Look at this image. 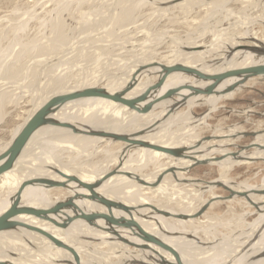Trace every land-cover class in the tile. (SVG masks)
Wrapping results in <instances>:
<instances>
[{
    "label": "bare ground",
    "instance_id": "6f19581e",
    "mask_svg": "<svg viewBox=\"0 0 264 264\" xmlns=\"http://www.w3.org/2000/svg\"><path fill=\"white\" fill-rule=\"evenodd\" d=\"M106 1V11L104 9L105 12L101 13L102 15L99 17L98 22H107L109 24V30L103 34H105L106 38L112 39L113 37L111 36L115 32L114 30H127L125 25L130 22V19L126 18V22H119L115 17L117 14H123L129 9L130 4L134 0ZM231 1L235 0H147V3L153 6L154 9H152L151 13L155 14L173 15V12L178 10L179 13L189 15L191 5L195 3V7L198 10H203L206 13L211 12V15L214 16L217 13L216 10L225 9ZM156 4H162L163 6ZM125 13L127 14V12ZM262 20L260 19L259 21ZM260 23H264V21ZM243 24H245L244 20ZM237 25L236 22L232 26L237 28ZM98 27L100 28V25ZM60 29L61 26L57 25L55 30L56 35H59L57 38L63 37V35H60ZM124 30L122 31L126 33ZM223 32H217L213 39L205 44H203L205 40L198 42L196 40L191 41V38L183 43V41L176 39L175 42L178 46L175 47L177 49L172 51V54L166 60L156 61L151 57L149 58V56L145 59L135 58L136 60L129 64V68L126 71H122L124 73H121L118 78L112 77V73H108L107 70L100 71V67H97L99 72H103L100 74L102 77L94 78L86 84L83 83V80L82 85L76 89L66 90V88H59L65 82L60 74L58 78H52L49 81L51 90L49 88L50 92L48 93L50 94L39 99L40 102L35 107V111L33 110L34 113L29 114V117L15 130V132L17 131L16 135H14V132L11 142L3 150L1 149L0 155L9 149L30 117L49 100L58 95L93 88L109 95H121L123 99L127 100L137 101L141 99L135 104V108L139 111L100 97L79 98L52 108L46 119L55 121L56 125L45 124L36 129L27 139L20 152L12 158L13 164L11 168L0 175L3 178L0 182V216L11 207L19 191V196L17 195L19 200L18 208L48 213L41 216L20 213L11 219L12 222L16 223L15 226L12 229L0 231V264H13L12 262L15 264L177 263L172 253L154 244L141 241L135 227L125 228L117 224L115 220L119 219L135 221L143 231L177 253L182 264H264V258L252 260L255 256L264 253V194L256 193L264 191V181L260 187L255 188L244 182L233 186L232 184H234L235 180L228 179L229 172L238 164L256 161L264 163V150L254 147L251 152L241 149L233 152L229 149L228 146L234 145L235 141L243 136L241 134L243 132L240 129L238 131L236 127H232L233 129L229 128L226 131L215 128L208 141H203L205 137L201 138V135L197 132L201 127H207L209 115L219 109L218 106H220L221 100L238 96L246 88L258 85L259 79L263 80L264 78L258 76L244 81V75L229 77L218 82L211 95H200L194 93V90H204L206 87L213 85L215 81L202 80L195 74H187L186 72L166 73V69L179 65L203 75L214 76L230 70L264 64V57L257 53L264 50V35L251 34L247 29L246 31L238 32V34H228L225 37ZM90 33L92 37L94 33ZM94 38L90 40L91 45H98L99 41L102 42L101 38ZM147 39V41H151L148 35ZM67 40L69 41V39ZM87 44L89 45V42ZM108 45H113V43ZM32 46L34 48L36 45ZM241 46L253 47L258 51L251 52L237 49ZM87 47L84 48L83 46L84 52ZM90 48H94V46ZM79 49L80 47L77 48V50ZM87 50L90 52L89 48ZM124 52L121 54H124ZM96 53H94L96 57L100 56V53L99 55ZM76 55L78 56V54ZM19 56L18 54L17 57ZM81 56H83V53ZM90 56L92 57L93 55ZM87 57L84 60L91 63L89 57ZM102 57H104V54ZM93 58L95 59V57ZM188 59L193 62L188 61ZM87 61H85V64L88 63ZM96 61L92 60L94 63ZM98 61L100 62V59ZM82 62L84 63V61ZM63 63H65L64 60ZM97 63L93 64V72L90 71L93 65H91L90 70L89 68H83L90 71H88L89 75L90 73L94 74V69L98 66ZM102 64L99 65L101 68ZM76 65H78V68L81 65L83 66V64L80 65L78 63ZM83 68L80 69L83 70ZM1 69L6 74L15 73L9 70L10 68L4 67ZM80 69L78 72H81ZM210 69L215 70L212 72L206 71ZM63 71L65 72V70ZM88 77L84 76L83 78ZM100 82L106 84L101 88H97ZM57 83H61V85L56 87ZM199 83L211 84L203 87L197 86ZM172 85H177L179 88H171ZM190 86L195 88L182 89ZM54 87L59 88L60 92L59 89L57 90ZM55 89L57 92H55ZM169 91H174V94L163 98ZM8 92L10 93V91ZM143 96L144 98L142 99ZM198 105L205 106L208 110L200 118H195L192 110ZM146 107H148V110L145 113H141L140 111ZM158 108L160 110L156 114ZM61 125H68L69 127H62ZM184 130L187 131L185 136L188 138H183L179 134ZM254 133L256 135L255 145L264 147V135H260V132ZM47 135L50 136L47 138ZM112 136L125 137L127 142L119 141L125 144L122 143L123 145L118 147L116 142L118 140L113 139ZM42 141H46L48 144L43 146ZM34 142L37 146L40 145V147L47 149L48 156L36 157L34 150L32 152L30 149ZM57 144H69L76 147L78 151L81 150L82 153L86 149H101L103 158L100 164L94 163L91 167L92 169L89 168L91 171L86 169L83 172H79L76 170V165L71 166L72 162L70 165H60L61 163L52 162L58 155L60 146ZM153 146L178 151V155L173 156L153 150L151 149ZM116 147H118V151ZM76 148L72 149L77 151ZM232 154L234 155L232 156ZM10 156L8 155L0 160V163L8 160ZM78 158L80 157L78 156ZM163 159L169 162L166 164L160 162ZM202 161H207L218 168L219 175L217 179L207 182L188 176V169ZM33 162L37 163V166H32L33 168L30 171H25L24 168H28L27 165L31 166ZM150 164L154 166V172L142 174L143 169H147ZM39 171L40 174L42 171V176H35ZM37 180L56 182L60 186L33 182ZM142 183H145V185ZM84 185L90 186L91 189L85 188ZM5 186L7 191L3 192ZM218 186L227 188L228 190L226 191H233V194L226 197V200L223 199L215 193ZM180 187L183 191H187L183 188H189L191 200H198L195 208L176 210L170 207V203L174 201L172 198L175 197L170 198L171 195L168 191L173 190L171 191L173 193L175 188ZM149 193L152 195L157 193L162 197L160 196L159 198L158 196V199L156 197L155 200V196L151 197ZM237 193L245 194L247 198L241 197ZM176 194L179 193L176 192ZM93 195L97 197L94 198ZM97 198L108 201L111 203L110 206L107 207L100 203ZM232 200L236 205H240L241 200H243L248 208L253 207L252 204L258 205V210H255L259 214V221L247 233H239L242 236L245 235L244 238L249 237L247 241L238 240V244L235 245L226 236L223 242H218L217 247H214L215 249L211 248L214 252L210 258L209 252L211 251H205V248H202L205 242L198 237L197 231L199 230L194 223L198 221L200 216L203 219H208V211L215 205L221 204L222 201L230 203ZM65 203L67 205L61 206L57 212H49L52 208L55 209L57 205ZM118 205L124 206L127 210L124 211ZM158 211L167 212L170 216H163ZM198 212L201 213L200 216L194 218L193 215ZM83 214L107 215L112 217L114 221H109L99 216L87 221L81 217ZM178 215L186 216L187 218H177L176 216ZM203 232L206 235L210 232V228L207 226ZM43 234L53 237L64 246H57ZM212 236H214L213 240H215V235L212 234ZM206 242V244H209V241L206 240ZM88 243L94 247L90 249L91 245ZM131 244L147 245V247L146 249H137ZM101 247L106 248L108 254H105ZM86 256L90 257L82 262V259Z\"/></svg>",
    "mask_w": 264,
    "mask_h": 264
},
{
    "label": "rangeland",
    "instance_id": "374dc122",
    "mask_svg": "<svg viewBox=\"0 0 264 264\" xmlns=\"http://www.w3.org/2000/svg\"><path fill=\"white\" fill-rule=\"evenodd\" d=\"M106 3V0L105 2L104 0H0V69L6 67L15 72L14 74H12V72L6 74L2 72L1 69L0 74V151L11 142L13 133L29 117V114L34 113L35 107L40 102L39 99L50 94L48 93L51 90L49 81L52 78H58V76L61 75L65 80V84L63 83L62 87L60 86L61 83H57L58 85H55L56 87L60 86L59 88H66V90L72 88L76 89L82 85L83 80V83L86 84L94 78H101L102 76L100 74L103 72H99L97 67L101 68L99 65L102 63V68H99L100 71L107 70L108 73H112V77L118 78L121 76V73H124L122 71H126V69L129 68L128 65L132 64L136 59H145L149 56V58L151 57L156 61L162 59L166 60V58L172 54V51L177 49L176 47L178 45L175 42L176 39L181 40V42L183 41V43L189 41L191 38V41L196 40L198 42H203L205 40L204 43H207L213 39V36L217 34V32L221 33L224 31V36L227 37L228 34H238V32H243L247 29L251 34L257 33L259 36L264 35V23H260L264 21L262 20L264 19V0L231 1L225 9L221 11L216 10L217 13L216 15L214 14V16L211 15V12L206 13L203 10H198V8L195 7V3H192L189 15L179 13L178 10L173 12V15L155 14L151 13L154 8L147 3V0H134L132 4H130L129 9L125 11L127 14L124 12L123 14H117L115 17L119 22H126V18L130 19V22H127V25H125L127 30L122 29L126 33L122 30H114L115 32H113L111 36L113 38L110 39L106 38L105 34H103L109 30V24L107 22H98L99 17L102 15L101 13H103L104 9L106 11ZM156 5L163 6L162 4ZM260 19L262 21H259ZM243 20L245 24H243ZM236 22L238 24L237 28L232 26L236 24ZM57 25L61 26L60 35H63L61 38H57L59 35H56L55 30ZM99 25L100 28L98 27ZM202 27L206 28L204 29ZM62 28L64 29L62 30ZM90 32L94 33L92 37ZM147 35L151 38L150 42L147 41ZM94 37L97 39L101 38L102 42L99 41L97 43L98 45H91L92 43L90 40ZM67 39H69V41ZM106 40L107 42H105ZM31 42H33V44H31ZM88 42L89 45L87 44ZM111 43H113V45H108ZM32 45H36L34 47L35 49ZM77 46L80 47V51L83 46L84 48L88 46L87 49L89 48L90 52H88L87 49H85L84 52L83 48L80 54V51L77 50L79 47ZM91 46H94V48H90ZM95 47L98 50H93L96 49ZM106 49H109L108 52H110L108 53ZM95 52L98 53H96L97 55L100 53V56L96 57L94 54ZM123 52L124 54H121ZM82 53L83 56H81ZM102 53L104 57L101 58V56H103ZM18 54L20 55L19 57H17ZM76 54H78V56ZM84 54L89 57L91 63L84 60L87 57H84ZM90 55L93 56L91 57ZM80 56L82 58L84 57L83 60ZM93 57H95V59ZM79 58H81L84 63L79 60ZM98 59H100V62ZM63 60L65 63H63ZM92 60L96 61L95 63L99 62L97 63L98 66L95 65L94 74L92 73V75L90 73L93 77L89 75L90 71L93 72V64H95ZM85 61L88 63L85 64ZM76 63L80 65L83 64V66L81 65L82 67L80 66L78 68ZM91 65L93 66L90 70ZM83 67L89 68L90 71L88 69L85 70ZM80 68H83V70ZM79 69L82 73L78 72ZM63 70H65V72ZM114 72L116 73L114 74ZM84 76H89V80H87L88 78H83ZM77 78L78 80H76ZM105 84L106 83L100 82L97 88H101ZM59 88L56 89L58 90ZM57 90L55 92H57ZM8 91H10V93ZM219 105L218 107L220 108L209 115L207 127L203 126L197 131L198 134L201 135V138L209 137L215 128L226 131L229 128L233 129L232 127H236L238 131L240 129V131L243 132L241 133L243 136H239L240 138L235 141L234 145L228 146L229 149L234 152L255 141V138L250 134L264 131V79L262 80L260 78L258 85L252 88H246L243 93L234 98L221 100ZM159 110L158 108L156 114ZM207 110V107L198 105L193 108L192 112L195 118H200L207 113ZM97 123L99 124V122ZM16 133L17 131L14 135H16ZM179 134H181L183 138H188L185 136L187 135V131L185 130ZM49 136L50 135H47L46 137L48 138ZM116 142L118 147L125 144L119 141ZM42 144L44 146V144L47 145L48 143L42 141ZM57 145L60 146L58 148V155L52 162L61 163L60 165H70L72 162L71 166L73 167L76 165V170L79 172H83L86 169L91 171V167L94 163L100 164L103 158L101 149H86L88 151H83L87 154H84L81 150H79L80 153L76 147L69 144ZM118 147H116L117 151L119 150ZM72 148H76L77 151ZM30 149L32 152L34 150V154L38 158L48 156V150L42 146L40 147V145L37 146L35 142L30 146ZM251 151L253 150H248L247 152ZM78 156L80 158H78ZM160 162L166 164L169 161L163 159ZM36 164L37 163L33 162L31 166L27 165L29 169L24 168V170L30 171V169L33 168L32 166H37ZM144 169L142 174H148L155 170L152 164H150L147 169ZM188 171V176L191 178L207 182L217 179L219 175L218 168L209 163L191 166ZM36 174L35 176H42V171L41 174L40 171ZM2 179L1 176L0 182ZM228 179L235 180V182H233L234 184H232L233 186H237L238 183L244 182L255 188L260 187L264 181V163L256 161L238 164L231 169ZM4 189L3 192L7 191L6 186ZM181 189V187L175 188L173 193L171 192L173 190L170 192L168 191L171 195L170 198L175 197L172 198L174 201L170 203V207L176 210H190L195 208L198 204V200H191L190 189L183 188L187 191ZM176 192L179 194H176ZM215 193L223 199L229 196V192L220 186L215 190ZM149 196H155L154 198L156 200V197L158 199V196L160 198L161 195L157 193L152 195L149 193ZM164 201L166 202V200ZM241 201L242 202H239L242 206L236 205L233 200L230 203L228 201H222L221 204L215 205L213 208L209 209L208 219H203L200 216L198 219L199 222L197 221L194 223L199 230L197 231L198 237L205 242L202 248H205V251H211L209 252V257L212 256L214 252L211 248L215 249L218 242H223L226 236L229 237L231 242L233 244L235 243V245L238 244V240L247 241L249 239V237L244 238L245 235L242 236L241 234L247 233L250 228L259 221V214L256 212L255 208H248L243 200ZM206 225L210 228V232L205 235L203 230L207 227ZM212 234L215 235V240H213L214 236H212ZM206 240L209 241V244H206ZM88 244L91 245L90 243ZM93 247L94 246L91 245L90 249ZM206 247L208 248L206 249ZM101 250L104 251L105 254H108L106 248L101 247ZM89 257L90 256H86L82 259V262Z\"/></svg>",
    "mask_w": 264,
    "mask_h": 264
},
{
    "label": "water",
    "instance_id": "95a60500",
    "mask_svg": "<svg viewBox=\"0 0 264 264\" xmlns=\"http://www.w3.org/2000/svg\"><path fill=\"white\" fill-rule=\"evenodd\" d=\"M237 49L239 50H248L251 52L254 51H258L256 48L253 47H248V46H241L238 47ZM257 53H259L260 56L264 57V50L263 51H258ZM186 72L187 74H195L197 77H199L202 80H213L215 81V83H213V85L206 87L204 90H194V93L196 94H200V95H211L214 92V88L216 86V84L220 81H223L229 77H233V76H238V75H244L245 76V80L252 78V77H263L264 78V64H259V65H254L251 67H247V68H242V69H235V70H230L227 72H223L219 75H214V76H207V75H203L197 71H193L191 69L185 68V67H181L179 65L174 66V67H170L168 69H166V73H171V72ZM160 84V83H159ZM172 94H174V91H169V93L165 94L163 96V98H166L168 96H171ZM88 97H100V98H105L108 100H111L113 102L116 103H120L123 104L125 106H127L130 109H134L136 111H139L135 108V104L137 102H139L141 99L134 101V100H127V99H123L121 97V95H109L106 94L104 92H102L101 90L98 89H83L81 91H75L72 92L70 94H62V95H58L56 97H54L53 99L49 100L44 106H42L39 111H37L34 115H32L30 117V119L27 121V123L24 125V127L21 129V131L19 132V134L17 135L16 139L13 141L12 145L9 147V149L7 151H5V153H1L0 155V160L4 159L5 157H7L8 155H11L8 160H6L3 163H0V175L3 174L4 172L8 171L11 166H12V158L15 157V155L17 153L20 152V150L22 149V147L24 146V144L26 143L27 139L36 131V129H38L41 126H44L45 124H51V125H56L55 121L51 120V119H46L47 115H49V113L51 112L53 107L65 104L68 101H73L79 98H88ZM144 98V96L142 97V99ZM148 110V107L142 109L140 112L141 113H145ZM62 127H69L68 125H61ZM252 137H256L255 133L250 134ZM260 135H264V131L260 132ZM210 137V136H209ZM209 137H205L203 139V141H208ZM113 139H116L118 141H123V142H127V139L125 137H121V136H112ZM254 147L259 148L260 150H264V147L262 146H258L255 145V142H251L249 145L241 147V150L244 151H248L253 149ZM151 149L159 151V152H163L169 155H173L176 156L178 155L177 152L175 150H169V149H163L161 147H151ZM234 154H232L233 156ZM208 163L207 161H202L199 162L196 165H202V164H206ZM36 183H43V184H49V185H57L60 186L59 183L56 182H52V181H46V180H37V181H33ZM145 185V183H142ZM85 188L87 189H91L90 186L88 185H84ZM225 188V187H224ZM21 190V189H20ZM225 190H228L227 188H225ZM229 192V196H231L233 194V191H228ZM256 192V191H255ZM20 191L18 192V194H16V197L14 199V201L11 204V207L9 209H7L1 216H0V231H6L9 229H12L15 226V222H12L11 219L14 218L15 216H17L20 213H28V214H33V215H37V216H41V215H45L48 212H43V211H36L33 209H20L18 208V198L17 195L19 196ZM260 195L264 194V191H258L256 192ZM239 196L241 197H245L247 198V196L245 194L242 193H237ZM93 197H97L95 195H93ZM100 203L104 204L105 206L109 207L111 203H109L108 201L104 200V199H100L97 198ZM68 203V202H67ZM67 203L65 204H61V205H57L55 207V209H51L49 212H57L59 210V208L62 206H66ZM252 206L258 210V205L256 204H252ZM119 208H122L124 211L127 210V208H125L122 205H118ZM157 211V210H156ZM161 215L163 216H170L169 213L167 212H163V211H158ZM200 212L196 213L195 215H193L194 218L199 217L200 216ZM103 217L109 221H114L112 220V217H109L107 215H82L81 217L87 221H90L92 218L94 217ZM177 218H187L186 216H182V215H178L176 216ZM115 222L117 224L122 225L125 228H130L131 226L135 227L136 230L138 231V237L141 241L145 242V243H151L154 244L170 253H172L174 255V257L176 258L177 263L176 264H182L179 260V257L177 255V253H175L171 248H169L168 246L164 245L163 243H161L158 239H156L155 237H153L152 235L147 234L145 231H143L141 229V227L133 220H123V219H119V220H115ZM35 230V229H33ZM45 235L49 240H51V242H53L54 244H56L57 246L63 247L64 245H62L60 242H58L56 239H54L53 237L47 235V234H43ZM130 244V243H129ZM131 246H134L137 249H146L147 245H134L131 244ZM264 258V253H262L261 255L255 256L252 260H256V259H261Z\"/></svg>",
    "mask_w": 264,
    "mask_h": 264
},
{
    "label": "crops",
    "instance_id": "0c3cea01",
    "mask_svg": "<svg viewBox=\"0 0 264 264\" xmlns=\"http://www.w3.org/2000/svg\"><path fill=\"white\" fill-rule=\"evenodd\" d=\"M203 44H205V43H203ZM233 48H235V47H233ZM188 61L193 62L191 59H188ZM215 69H216V68H215ZM215 69H210V70H206V71H208V72H212V71H214ZM199 81H200V80H199ZM230 81H232V80H230ZM230 81H229V82H230ZM229 82H228V83H229ZM210 84H211V83H205V84H204V83H203V84H202V83H199V84H197V86H203V87H206V86H208V85H210ZM180 86H183V85H180ZM166 87H167V86H166ZM173 87H174L175 89H176V88H177V89L179 88V86H177V85H172L171 88H173ZM190 87H191V86H190ZM190 87H187V88L184 87V88H182V89H193V88H195V87H191V88H190ZM251 88H252V87H251ZM180 90H181V89H180ZM241 93H243V92H241ZM241 93H240V94H241ZM219 108H220V107H219ZM9 260H10V259H9ZM12 263L15 264L14 262H12Z\"/></svg>",
    "mask_w": 264,
    "mask_h": 264
}]
</instances>
